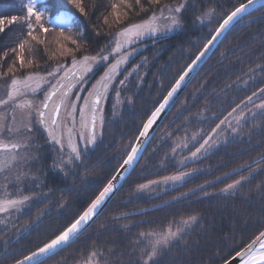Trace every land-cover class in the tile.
<instances>
[{
	"label": "trees",
	"instance_id": "trees-1",
	"mask_svg": "<svg viewBox=\"0 0 264 264\" xmlns=\"http://www.w3.org/2000/svg\"><path fill=\"white\" fill-rule=\"evenodd\" d=\"M44 2L50 17L65 13L81 24L73 30L53 27L45 16V26L51 29L47 41L63 29L81 44V50L76 52L78 60L84 55L97 56L110 50L119 30L145 22L152 11L157 14L161 7L139 14L129 11L122 23L115 24L112 4L119 0H83L85 13L68 0ZM24 3L26 0H0V18L22 15ZM163 3H186L178 14L181 29L131 48V60L124 69L145 60L141 65L142 82L139 84V77L132 78L127 87L130 103L117 118L112 116L113 92L108 97L96 145L66 166L56 163L55 157L61 153L52 149L51 156H44L34 169L31 167L30 180L11 188L24 196H34V200L28 204L29 212L17 215V221L11 223L12 231L9 228L0 233V264L22 260L54 239L85 211L119 169L147 118L219 24L247 0H163ZM122 11L128 10L122 7ZM105 17L109 18L108 25L104 24ZM35 34L44 37L39 28ZM25 37L26 30L19 23L6 26L0 33V57L5 51L9 53L7 59L0 60L3 64L0 71H6L16 55L10 50ZM33 44L31 52L26 47L25 59L35 60L36 66L17 72V77L71 63L70 56L52 60L44 53L45 47L49 52L56 49L54 40L46 45ZM68 47L75 49L70 43ZM106 66L100 68L94 83ZM124 74L122 71L120 77ZM261 89H264V7L231 28L164 120L141 162L103 214L80 238L47 260V264H77L93 250L102 254L101 264H142L141 249L146 242L140 233L160 232L169 225L175 228L190 216L197 217V222L151 264H224L251 244L264 231V109L245 121L237 138L199 156L202 150L183 167L170 154L173 141L199 134L201 140L190 153L195 152L228 120L233 109L237 111L249 101L248 97L258 100L254 104L264 102ZM36 133L43 142L42 131ZM190 169L196 170V174L181 185L153 197L136 196L138 186ZM237 180L240 184L234 192L222 191ZM24 223L31 227L14 235L15 227Z\"/></svg>",
	"mask_w": 264,
	"mask_h": 264
},
{
	"label": "snow or ice",
	"instance_id": "snow-or-ice-1",
	"mask_svg": "<svg viewBox=\"0 0 264 264\" xmlns=\"http://www.w3.org/2000/svg\"><path fill=\"white\" fill-rule=\"evenodd\" d=\"M262 0H247V3H241L239 6L235 7L234 10H231L229 14L223 19L222 23L219 24L217 29L211 38L204 45L203 49L195 56V60L193 65L189 66L188 69L184 72L183 75L180 76L179 81L176 82L175 87L168 92L167 98L164 99L163 103L153 111L150 116L147 118V122L143 125V130L140 132L141 137H147L148 130L153 126L156 122L157 118L160 116L161 112L164 110L165 106L168 104L169 99L172 98L173 94L180 88L181 82L184 80V77L188 75V72L192 71V68L195 66V62L199 61L212 47L213 43L217 41V38L220 37L224 32L228 30V28L233 24V22L242 18L243 15L250 7H255L256 4L261 3ZM68 3L73 5L76 9H78L81 13H85L84 2L83 0H68ZM135 5V8H134ZM155 6H161L159 8L161 19H165L168 21L164 25L167 30H171L173 28H178L181 26V18L179 17V13L186 7V3H180L177 5L163 3V0H119V3L112 4V12L111 16L114 18L113 23L120 24L123 22V19L129 16V11H135L136 14L149 12L150 9H154ZM122 7L127 9L128 11H122ZM165 11L168 13L167 16L164 15ZM47 9L40 10L37 7V0H26V3L23 4V14L22 15H13L11 18H0V33L5 31L6 26H10L13 23L22 24L26 30V37L20 41L17 47L12 48L10 51L15 53V58L7 67L6 71H0V79H4L8 76H11V80L9 83V91L7 92V99L0 100V107L7 105L10 101L16 99L18 95H23L25 89L31 88L32 92H36V88H32L30 82L32 81H44L46 77L34 74H27L25 78L22 80L16 76V73L24 70V69H32L36 66V61L33 59H25V49L26 47L31 52L34 50L35 45H46L47 34L51 31L49 27L45 26V15ZM207 15V13H205ZM67 17L61 16L58 18V21L66 20ZM158 16L156 11H152L148 21L143 23H133L130 26L119 30L116 33V36L119 38L136 36L140 37L142 35H150L156 33L161 30L160 26L156 23ZM200 22L203 23V18L200 17ZM50 22V21H49ZM104 24H109V18L105 17ZM37 28L44 34V38L40 35L35 34ZM54 43L56 44V49L52 52L48 51V48L45 47L43 49L44 53L48 55L49 59L59 60L61 58L72 57L71 67L67 68L63 76L56 82L55 85H52L51 91H47L45 94V98L38 105L34 106L31 100L25 101L24 103L18 104L17 107L20 109H31L24 114L23 120L28 121V123L23 124V127L30 133L31 127L30 123L32 120L33 112L39 117V122L43 124L49 132V135L52 137L55 143L60 144L61 149L63 148V144L60 139L57 138L54 128H59L60 124L58 122V118L60 115L61 108H65L67 111V115L70 118L72 125H75V116H76V107L75 104H69L68 98L70 96V91L73 89L76 84L79 82L81 85L85 84V75L88 72L92 71V64L99 63L108 60V56L106 55H97V56H88L84 55L82 59H76V52L81 50V44L77 42V40L73 39L70 35H66L65 31L60 30L55 37ZM75 45V49L68 47V44ZM115 43V51L120 52L122 43L121 39H116ZM9 53L5 51L0 57V60L7 59ZM127 59V55L122 56L121 60H118L115 64H112L108 67V70L104 73V75L97 81L96 85H93L92 90L88 92V96L92 98L91 100V142L95 143L96 137V121L98 116V107L100 105L101 96L103 92H106L108 89V85L113 80V75L116 73L117 67L119 64L123 63ZM17 61L19 66L17 67ZM61 67H65V65H60L55 68L53 71L48 73V76H56ZM0 68H3V64L0 63ZM120 83H123L122 81ZM39 87V85H37ZM83 91V87L79 89ZM264 92V89L260 90ZM60 95L59 103L55 104L52 107L51 116L49 117L45 110L50 108V102L52 101L54 96ZM253 95H256L253 93ZM75 101H79L80 97H74ZM249 102L252 101V97H248ZM239 107V106H238ZM259 109H264V103L257 105ZM83 108L85 110L89 109V101L85 100L83 103ZM236 109H233L235 112ZM251 111V109H249ZM232 115V113H229ZM255 116V113H253ZM227 119V118H226ZM237 123L240 120L244 119L243 110L236 117ZM224 123V121H221ZM100 125L101 128L103 126V118L100 117ZM230 126V124H229ZM81 127H85L84 117L81 115ZM219 128V125H217ZM7 131L9 134H14L20 131V128L16 127V117L13 112L12 120L10 124L6 123V116L0 115V135H3L4 132ZM69 142L71 143V134L72 129L69 128ZM235 131V129H234ZM82 134V133H81ZM212 140V137L209 136L207 139L203 141V144L200 145L196 149L195 152L192 153V156L195 157L197 153L201 151V149L207 150L205 145H209V141ZM210 146V145H209ZM21 147L27 148L28 144H21L18 142L11 143H3L0 141V173H6L9 169H12L16 162L21 159H27L28 157L25 155L23 157L19 156L17 150ZM86 147V145H85ZM72 152L75 153V159H79L80 152L79 150L73 146ZM139 149L132 148L130 154L123 161L124 165L129 167L132 166L134 161L137 159ZM72 159L70 158L68 163H72ZM23 173L17 172L16 180H20ZM185 175L188 173H181L180 175H175L172 177H167L166 180H182ZM7 178V177H6ZM240 181L237 180L234 184H229L227 188L222 189V191H228L229 189H233L239 184ZM145 187V186H141ZM113 190V184L109 182L106 187H104L103 191L93 200L90 206L87 207L85 211L78 218L74 219L73 222L70 223L64 230H62L54 239L50 242L45 243L42 247H39L38 250L33 251L31 255L26 256L24 260L18 261L17 264H24V261H28V264H47V260L51 258L52 254L56 252L58 248L62 245H67L73 237H76L78 233H81V230L85 225L88 224L89 220H91L95 215H97V210L101 206V204L105 201V198L111 193ZM29 197L24 196L22 199H6L0 200V212H6L9 208H17L18 205H23L27 202ZM197 221V217L190 216L187 219L181 221V226L183 225H191ZM181 226H176V230H173V225H169L166 230L160 232H148V233H140L141 237H144L147 241L144 248L141 249L140 258L143 260L144 264H150L153 262L157 255L164 249L167 248L170 243L177 239L180 236V232L182 230ZM264 232H261L257 237V240L260 241L259 249L255 248V241L253 243L248 244L246 248L242 251L237 252V256L239 257L240 264H264ZM139 243V241H137ZM102 255V254H100ZM98 253L93 250L90 253V256L87 260L84 261V264H92V261L96 260ZM225 264H231V261H226Z\"/></svg>",
	"mask_w": 264,
	"mask_h": 264
},
{
	"label": "rangeland",
	"instance_id": "rangeland-1",
	"mask_svg": "<svg viewBox=\"0 0 264 264\" xmlns=\"http://www.w3.org/2000/svg\"><path fill=\"white\" fill-rule=\"evenodd\" d=\"M37 7H38V9H40L42 11L47 9L45 16L47 17L48 21H50L49 22L50 25L53 27H60V28L69 29V30H73V29L81 27V24H79L77 21L72 20L65 13H60L59 15H57L55 17H50L48 15V7L45 4L44 0H37ZM164 15L167 16L168 13L165 11ZM61 16L67 17V19L63 20V21H58V18ZM157 16H158V19H157L156 23L160 26V28H161L160 31L153 33V34H150V35H148V34L142 35L140 37L131 36V37L119 38V37L115 36L114 40H113V47L110 50L108 49L107 51L106 50L103 51L102 54H100V55L108 56L107 61H110V59L115 57L116 54L126 52L131 47L138 45L142 42H146V40H148L150 38L168 36V35H171V34L177 32L181 29V26H180L178 28H173L171 30H167L164 27V25L166 23H168V21H166L165 19L159 18L160 12L157 13ZM146 21H148V20H146ZM55 37L56 36L48 37L49 40L47 41V43L53 42V40H55ZM42 38H44V37H42ZM116 39H121L122 47H121L120 52L115 51L114 41ZM107 61L92 64L93 70L95 68H97L100 64L106 63ZM144 61L145 60H142L141 62L137 63V65L133 66L129 70L124 69L123 70V73H125L124 76L122 75L123 77H120L118 80H116L112 86L113 90H114V88H116V89L114 91L111 89L110 92L108 93V95L105 97V100H106L107 97H109L111 95V93L113 92V95H112V103H113L112 116H113V118L119 117L120 113L130 103V99L127 97V87L129 86L132 78L135 79L136 77L137 78L139 77V79H138L140 81L139 84H141V82H142L141 81L142 80L141 65L144 63ZM60 65H65V67H61L60 72L56 76H48L49 72L53 71L55 68H57ZM70 67H71V63L58 64V65H55L52 68H50L47 72L35 73L34 75H40V76L46 77V79L44 81H35L34 80V81L30 82L31 87L37 89L35 93L32 92L31 88L25 89L23 95H18L15 100L10 101L7 105L0 107V115L6 116V123L7 124L11 123L12 115L14 112L15 117H16V127L20 128V131L17 133H14V134H9L7 131H5L3 135H0V141H2L3 143H6V144L11 143V142L28 144L27 148L21 147L17 150V153L19 156L23 157L26 155L28 158L18 160L12 169H9L6 173H0V200L22 199L24 197V194L22 192H19V191H13V190H11V188L19 185L23 181L30 180V178H32V175L30 173L31 167L34 169V165L36 163H38L39 161H41V159L44 156H47V155L51 156L52 155V149L46 148L44 146V144L38 140V136H37L36 131H39L41 129L39 117L36 115L35 112H33L32 120L30 123L31 132L29 133L23 127V124L28 123V121L24 120L22 123V120H23L24 114L28 111H31V109H28V108L20 109L17 107V105L24 103L25 101H28V100H31L33 102L34 106L38 105L40 102H42L44 100L46 92L51 90L52 85H55L56 82L58 80H60V78L63 76L64 71ZM92 72H90L91 75L95 73V71L93 73ZM25 76L18 77V78L23 80L25 78ZM10 80L11 79H8V80L2 79L1 80V83H0V86H1L0 87V100L7 99V92L9 91ZM97 81H99V79H97ZM97 81L95 83L93 82V80H91L89 82V84L86 88L85 95H84V96H86V98H89L88 92L92 90L93 85L97 84ZM121 81L123 83H120ZM37 85H39V87H37ZM257 101L258 100H252L251 102L248 101L244 106H242L240 109L235 111L228 118V120L220 127V129L214 134V136L212 137V140L209 141L210 146L209 145L205 146V148L207 150L205 151L203 149V151L201 150L202 153L200 154V152H201L200 151L199 153H197V155L200 154L199 156H204V155L208 154L209 152L213 151L214 149H216L221 144L227 142L228 140H230L232 138H237L239 130L241 129V127L245 123V121L248 118L253 117V113L257 114L258 112H260L262 110V109H259L257 107V105H259L261 103L254 104ZM51 102H53V101H51ZM262 103H264V102H262ZM249 109H251V111H249ZM241 110H243L244 119L240 120L239 123H237L236 117L241 112ZM101 113H102V111H101ZM229 124H230V126H229ZM234 129H235V131H234ZM201 137H202L201 135L196 134V135H190V136H186L183 138H179V139L173 141L172 142L173 150L170 154V158L172 160H174L180 167H183V166L187 165L188 163H190L192 161V159L194 160V157L192 156V154L190 152L192 149H194V147L199 142V140H201ZM0 155H3V153H0ZM70 158L71 157L68 156V154H62L61 153V155L59 157H57V156L55 157V160L57 161L56 163H58L62 166H66V165L70 164V163H68ZM71 159H74V158H71ZM17 172L24 174L21 176L20 180H16ZM196 172L197 171L194 169H190V170H186L184 172H181V173H188V175H185L182 180H166L167 177H165L163 179H159V180L144 184L143 186H145V187H141L142 185L138 186V188L136 190V196H141V195H148V196H152V197L156 196V195L160 194L161 192H164L166 190H169L171 188H174L176 186L181 185L184 181H186L191 176L196 174ZM181 173H177L175 175H180ZM175 175H172V176H175ZM172 176H169V177H172ZM239 184H237L236 187L233 189H229L228 191H224V193L234 192L238 188ZM27 197H29V199L27 200V202L25 204L18 205L17 208H9V210L6 212H0V233L4 234V232L8 231V229L11 228V223L16 222L18 219L17 215L20 216L24 212L25 213L29 212L27 207H28L30 200H34V196L28 195ZM181 221L178 223L177 226H181ZM195 223H193L191 225L181 226L182 230L180 232V236L177 239L173 240L168 247H170L173 243H175L177 240H179V238L184 233L188 232ZM29 227H31L30 224L24 223L23 225L19 226L18 230H15L14 234L18 235L22 231L27 230V228H29ZM173 230L175 231L176 227L173 228ZM5 236H9V235H5ZM142 239L147 243V241L145 240L144 237H142ZM4 241H5V239H4ZM167 248H164L163 250H165ZM160 253L157 255V257L154 259L153 262H150V264L154 263L158 259V257L160 256ZM89 256L86 259L79 261L77 264H84V261L87 260L89 258ZM100 259H101V255L98 253L97 259L92 261V264H101ZM142 264H144L143 260H142Z\"/></svg>",
	"mask_w": 264,
	"mask_h": 264
},
{
	"label": "water",
	"instance_id": "water-1",
	"mask_svg": "<svg viewBox=\"0 0 264 264\" xmlns=\"http://www.w3.org/2000/svg\"><path fill=\"white\" fill-rule=\"evenodd\" d=\"M264 7V0H262L261 3H258L255 5V7H250L246 13L243 15L242 18L238 19L237 21L233 22V24L228 28V30L226 32H224L220 37L217 38V41L213 43L212 47L209 49V51L205 54L204 57H202L199 61L195 62V66L192 68L191 72H188V75L184 77V80L181 82L180 84V88L177 89V91L173 94L172 98L169 99L168 104L165 106L164 110L161 112L160 116L157 118L156 122L153 124V126L148 130V134L147 137H141L140 133L138 134L132 148H138L139 152H138V156L137 159L134 161V163L132 164L131 167L124 165L123 162L121 164V166L119 167V169L116 171V173L114 174V176L112 177V179L109 181L113 184V190L111 193H109V195L105 198V201L101 204V206L99 207V209L97 210V215H95L91 220H89L88 224L84 226V228L81 230V233H78L76 237H73V239L67 244V245H62L60 248H58L56 250V252L54 254H52L51 258L55 255H57L59 252H61L63 249H65L66 247H68L69 245H71L75 240H77L78 238H80L96 221L97 219L103 214V212L105 211V209L109 206V204L113 201V199L116 197V195L119 193V191L121 190V188L124 186V184L127 182V180L129 179V177L131 176V174L133 173V171L137 168V166L139 165V163L141 162L146 150L148 149L150 143L152 142L153 138L155 137L156 133L158 132L159 128L161 127L162 123L164 122V120L168 117V115L170 114V112L173 110V108L175 107V105L177 104V102L180 100V98L183 96V94L185 93L186 89L190 86V84L193 82V80L198 76V74L201 72V70L204 68V66L206 65V63L208 62V60L212 57V55L215 53V51L217 50V48L219 47V45L221 44V42L223 41V39L225 38V36L227 35V33L231 30V28L238 23L241 19H243L245 16H247L248 14L252 13L255 10L261 9ZM121 60V59H119ZM131 60V55H127V59L119 64V66L117 67L116 73L113 75V80L112 82L108 85V89L106 92H103L102 96H101V101H100V105L98 107V116H97V121L99 120V109L100 106L102 104L103 99L108 95V93L110 92V90L112 89V86L115 82V80L117 78L120 77L122 71L124 70V68L127 67V65L129 64ZM195 60V59H194ZM194 60L191 62V65H193ZM118 61V60H117ZM116 61V62H117ZM115 62V63H116ZM114 63V64H115ZM188 66V67H189ZM188 67L185 69V71L188 69ZM92 71H93V66H92ZM91 71V72H92ZM184 71V72H185ZM184 72L181 74L183 75ZM90 72L86 73L85 77L89 74ZM180 78V77H179ZM179 78L177 81H179ZM176 81V82H177ZM175 82V84H176ZM175 84L173 85V87H175ZM79 85V82L76 84V86L71 89L70 93L73 92V90ZM172 87V88H173ZM171 88V89H172ZM170 89V91H171ZM51 91V90H50ZM58 95V94H57ZM55 97V96H54ZM53 97V99H54ZM167 98V95L164 97V99ZM52 99V100H53ZM164 99L161 101V103H163ZM92 100V98H91ZM51 103V102H50ZM160 103V104H161ZM159 104V105H160ZM159 105L157 107H159ZM91 101H90V129H91V118H92V112H91ZM156 110V109H155ZM154 110V111H155ZM47 111V110H45ZM97 121H96V125H97ZM147 122V120H146ZM145 122V123H146ZM144 123V124H145ZM143 130V126L141 131ZM140 131V132H141ZM91 132V130H90ZM215 133V132H214ZM214 133L212 135H210L211 137L214 136ZM90 138H91V133H90ZM206 146V145H205ZM131 148V149H132ZM203 150V149H201ZM131 151V150H130ZM130 154V152L128 153V155ZM127 155V156H128ZM126 156V158H127ZM125 158V159H126ZM124 159V160H125ZM108 182V183H109ZM107 186V185H106ZM105 186V187H106ZM104 189V188H103ZM103 191V190H102ZM101 191V192H102ZM100 194V193H99ZM98 194V195H99ZM96 199V198H95ZM94 199V200H95ZM90 206V205H89ZM87 209V208H86ZM85 209V210H86ZM264 232V231H263ZM261 239H264V237H262ZM255 243V248L257 250L259 249V244L260 241L257 240V238L254 240ZM253 243V242H252ZM31 255V254H30ZM29 256V255H28ZM24 260V258L22 259ZM20 260V261H22ZM49 260V259H48ZM231 264H240V260L239 257L237 255H235L234 257H232L230 260ZM17 264V262L15 263ZM24 264H28V261H24ZM225 264V263H224Z\"/></svg>",
	"mask_w": 264,
	"mask_h": 264
},
{
	"label": "flooded vegetation",
	"instance_id": "flooded-vegetation-1",
	"mask_svg": "<svg viewBox=\"0 0 264 264\" xmlns=\"http://www.w3.org/2000/svg\"><path fill=\"white\" fill-rule=\"evenodd\" d=\"M120 55H121V53L116 54V57H119ZM98 69H99V66L93 70V72L95 71L94 74L91 75V73H89L85 77V81H86L85 84L81 85L79 83V85L73 90V92L70 93V96L68 98V103L69 104L74 103L75 107H76L75 125H72L70 118L67 115L66 109L61 108L60 115L58 118V122L60 124V127L54 128V131L56 133L57 138L60 139L61 143L63 144L62 149L60 147V144L55 143L54 140L52 139V137L49 135L48 129L44 125H41V123H40L41 129L39 131H42V133H43L42 134L43 135V142L42 143L48 149H50V148L56 149L60 153L68 154V156L75 159V154L72 152L73 146H75L79 150L80 157H81V156H83L84 153H87L89 151L90 147H93L94 145H96V143H97V141L101 135V129H102L101 125H100V119L98 120V124L96 126L95 143H92L91 138H90V133H91L90 132V98L91 97L86 98V96H84V95H85L86 88H87L89 82L91 80H94V78L98 77V72H99ZM105 70H107V68H105L103 73L101 75H99L98 79H100L102 77ZM81 87H83V91L79 90ZM77 96L80 97L79 101H75L73 99L74 97H77ZM59 100H60V95L58 94L52 100L53 102H51L50 108L47 109V111H46V113L48 114L49 117L51 116V112H52L51 106H54L55 104L59 103ZM85 100L89 101V109L88 110H85L83 108V103ZM81 115H83V117H84L85 127H83V128L81 127ZM101 117H102V115H101ZM69 128L72 129L71 143L69 142V131H68ZM85 145H86V147H85ZM11 227L13 228L14 226L11 225ZM12 228H11V231H12ZM18 229H19V226H16L15 230H18ZM9 237H10V235H9Z\"/></svg>",
	"mask_w": 264,
	"mask_h": 264
}]
</instances>
